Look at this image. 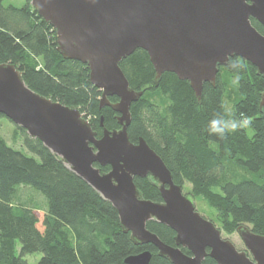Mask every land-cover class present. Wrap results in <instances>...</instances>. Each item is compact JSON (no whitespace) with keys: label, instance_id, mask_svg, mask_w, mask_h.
<instances>
[{"label":"trees","instance_id":"trees-1","mask_svg":"<svg viewBox=\"0 0 264 264\" xmlns=\"http://www.w3.org/2000/svg\"><path fill=\"white\" fill-rule=\"evenodd\" d=\"M250 21L263 32L257 20ZM0 62L14 64L37 93L78 108L97 137L104 127H120L114 110L99 107L101 91L90 82L88 66L57 51L54 28L29 0L22 6H5L0 0ZM119 66L129 86L142 91L129 108V140L143 137L173 181L182 189L188 184L184 193L214 209L210 220L220 231L232 234L244 224L264 235V115L259 109L264 78L255 66L229 57L219 66L215 84L203 83L200 102L188 81L173 72L162 73L155 85L154 68L141 48ZM237 77L238 85L233 84ZM108 99L115 102L117 97ZM241 113L252 118L250 133L240 130L222 140L207 133L214 114L227 119ZM13 130L21 147L0 134V264H30L25 257L36 252L41 253L36 264H126L127 256L144 250L151 252L148 264H172L152 244H134L112 204L38 138L16 125ZM94 165L100 172L110 169ZM133 180L144 198L161 200L149 177ZM36 196L44 198L42 203ZM36 210L43 211L42 219ZM146 227L174 245L175 232L165 224L149 220ZM203 264L217 263L207 255Z\"/></svg>","mask_w":264,"mask_h":264},{"label":"water","instance_id":"water-1","mask_svg":"<svg viewBox=\"0 0 264 264\" xmlns=\"http://www.w3.org/2000/svg\"><path fill=\"white\" fill-rule=\"evenodd\" d=\"M29 1L54 28L57 51L88 66L90 82L101 91L99 107L114 110L120 127H104L97 137L78 108L32 90L11 62H0V114L38 138L108 200L134 244H152L172 264H203L207 255L217 264H264L263 234L244 224L237 226L244 244V249H237L195 209L193 197L173 181L146 140L141 136L136 142L129 140V108L142 91L129 86L119 66L141 48L154 68L155 85L162 73L173 72L188 81L198 102L203 83L214 85L219 66L231 56L248 61L264 78V0ZM250 18L262 25V33ZM109 96L117 100L110 102ZM259 109L264 115V91ZM94 163L110 169L100 172ZM136 176L149 177L161 200L144 198L133 180ZM149 220L171 228L174 245L151 232L146 227ZM150 258L151 252L144 250L124 262L148 264Z\"/></svg>","mask_w":264,"mask_h":264},{"label":"rangeland","instance_id":"rangeland-1","mask_svg":"<svg viewBox=\"0 0 264 264\" xmlns=\"http://www.w3.org/2000/svg\"><path fill=\"white\" fill-rule=\"evenodd\" d=\"M24 3L25 0H3V5L5 6L9 4H13L15 6H22ZM14 127L15 125L10 120H8L5 117H0V134L4 137V139L7 140L9 144L13 145L14 147H21L19 137L18 136L17 138L14 137V130H13ZM188 188H189L188 184H186L183 187L182 191L188 192ZM40 196L43 197L42 195ZM41 197L36 196V200L39 203H42V199H44ZM194 204H195V209L206 218L212 219L213 216L215 215L214 209L211 208L208 204H206V202L202 198L199 197L196 198L194 200ZM35 212L37 213L38 217L42 219L43 211L36 210ZM221 235L225 238H229L234 243L237 249L240 250L244 249V244L237 232H233L232 234H225L223 231H221ZM40 256L41 253L36 252L34 254L27 255L25 258L30 264H36Z\"/></svg>","mask_w":264,"mask_h":264},{"label":"clouds","instance_id":"clouds-1","mask_svg":"<svg viewBox=\"0 0 264 264\" xmlns=\"http://www.w3.org/2000/svg\"><path fill=\"white\" fill-rule=\"evenodd\" d=\"M238 83L239 77L233 81V84L238 85ZM229 116L230 118L226 119L224 115L214 114L206 126L207 133L221 140L227 135L239 132L240 130H246L250 133L252 125L251 117L243 113H241L238 118L231 116V114H229Z\"/></svg>","mask_w":264,"mask_h":264}]
</instances>
